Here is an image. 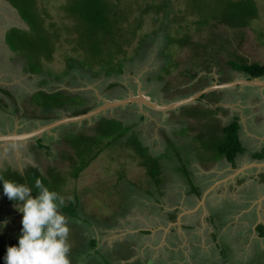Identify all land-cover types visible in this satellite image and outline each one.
Masks as SVG:
<instances>
[{"label":"rangeland","instance_id":"obj_1","mask_svg":"<svg viewBox=\"0 0 264 264\" xmlns=\"http://www.w3.org/2000/svg\"><path fill=\"white\" fill-rule=\"evenodd\" d=\"M255 2L258 16L248 26L234 28L213 19L214 13L218 18L224 13L222 0H168L167 6L160 8L159 12L147 13L144 11L148 6L161 4L162 0H121L118 6L130 9L129 21L124 23L120 32L123 37L118 38L129 40L123 46V54L127 57L125 71L106 76L101 69L104 67L100 68V65L86 69L80 67L81 59L87 57V53L91 55L89 62L95 59L91 50L84 53L77 47L78 33L73 30L74 18L65 8L68 0H36V6L30 9L43 18L50 39L49 45H45L43 50L45 54L35 62L28 59L29 53L38 50L30 48L35 35L29 33L28 24L20 18L10 1L0 0V88L7 87L12 91L10 95L0 90V134L32 131L75 112L74 108L44 110V107L36 105L31 98L40 90L76 93L79 95L76 101L86 103L91 110L105 101L139 93L159 104H169L185 95L187 87L183 88L182 85L195 77L194 71L201 70L203 64H209L216 57L220 64L215 61L222 71L229 70L230 60L264 63V0ZM140 17L142 24L138 27ZM202 17L203 24L199 23ZM13 26H19L22 31L15 38L18 48L11 51L5 42V32ZM132 29H137L134 35L129 34ZM14 34L12 31L10 36ZM185 34H188L190 43H179L178 39ZM23 38L25 45L20 43ZM50 46L53 54L47 59L51 52ZM120 56L116 58V65L122 61L123 56ZM70 63H74L72 67ZM31 65L40 66L38 69L42 72L31 73L26 69V66ZM166 66L168 70H164ZM97 71L98 74L94 75ZM194 87L192 91L198 90L200 84ZM39 98L44 100L43 96ZM193 104L190 102V105ZM180 109L154 110L144 103L133 102L107 108L94 118L56 126L40 136L7 143L1 141L0 173L24 172L33 166L44 176L54 168V172L64 178L57 187L65 198V206L70 208L67 210L69 213L61 211L67 216L70 225L71 264H108V261L109 264H167L166 257L175 253L172 251L166 255L165 251L159 250L156 254L155 244L145 239V233H140L142 222L139 216L140 213L144 214L146 208L141 203L140 197L144 198L141 193L152 191L157 180L148 174L149 169L142 164L147 162V165H154L152 168L157 166L162 175L168 160L172 161L171 164L178 160L157 158L151 154L149 158L147 151L143 150L142 153L134 140L130 139V133L136 132L142 137L143 144L150 146V152L155 153V145L160 150L169 131L186 124L185 118H191L187 117L188 112L184 113V118ZM143 112L148 114L145 119L141 117ZM102 115L116 117L125 126H130L128 136L116 138L114 133L111 138L105 135L102 127L94 130L93 126ZM187 130L185 127L182 131L184 134L178 131L176 135L179 138L183 136L185 140V137H189ZM81 134L89 135L91 139L87 143L92 141L93 148H102V151L75 178L72 171L76 166L71 157L76 156L75 149L80 150L78 144L87 145ZM38 137L47 147L38 144ZM184 140L180 149L175 150H180V154L185 153V146L189 148ZM193 141L207 142L198 138ZM169 143L172 142L169 140ZM93 148L85 151L86 156L94 153ZM174 155H177L176 152ZM76 160L80 163L82 158L77 157ZM125 206V216H120ZM21 216L0 189V221H9L3 233H0V243L14 235L20 226ZM121 225L127 228L126 236L130 235V242L124 243L127 238L122 237ZM92 239L98 242L95 248L90 247ZM93 251H97L94 257L88 256ZM160 259L164 261L160 262ZM176 260L180 259L176 257ZM238 264L242 263L239 261Z\"/></svg>","mask_w":264,"mask_h":264},{"label":"crops","instance_id":"obj_2","mask_svg":"<svg viewBox=\"0 0 264 264\" xmlns=\"http://www.w3.org/2000/svg\"><path fill=\"white\" fill-rule=\"evenodd\" d=\"M11 28L5 32L9 48L6 36ZM216 58L209 61L208 68L203 64L201 70H196L198 74L182 85L187 90L177 100L190 97L215 82L235 84L213 89L206 93V97L192 101L193 105L180 106L182 115L188 112L187 117L191 118L184 116L186 124L169 131L162 148L159 150L155 145V153L150 152V146L144 145L142 137L137 134L152 156L178 160L172 164L168 160L161 182L156 180L154 189L149 193L142 192L144 198L140 197L146 206L144 214L139 216L142 222L140 233H145V239L155 244L156 254L159 250L165 251L166 255L172 251L175 253L166 257L167 264H238L239 261L242 264H264V234L260 232L264 225V76L254 78L231 65L229 70L222 71ZM199 84L200 88L192 91ZM0 90L12 95L7 87ZM190 108L194 109L186 111ZM141 117L145 119L148 114L143 112ZM152 117L150 113V119ZM235 120L239 124L238 136L244 151L230 161L217 149L223 137L222 129ZM185 127L189 137L184 140L183 136L179 138L176 134H184ZM194 138L207 142H194ZM182 139L189 148L185 146V153L180 154V150H175L182 146ZM125 208L120 216H125ZM152 208L155 210L151 211ZM120 228L122 237L127 238L124 243L130 242V235L126 236L127 228L124 225Z\"/></svg>","mask_w":264,"mask_h":264},{"label":"trees","instance_id":"obj_3","mask_svg":"<svg viewBox=\"0 0 264 264\" xmlns=\"http://www.w3.org/2000/svg\"><path fill=\"white\" fill-rule=\"evenodd\" d=\"M118 1L120 2L121 0H68V3L65 5V8L68 11L69 15L73 16L74 18L73 30L78 33L76 41V44L78 43L77 47L83 50L84 53L91 50L94 54V62H89L88 59L91 57V55L87 53L88 56L81 59L80 67L86 69V67L91 68L92 65H100V68L101 66L104 67L101 69L105 72L106 76L120 74L125 71V61L127 60V57L125 56V54H123L125 52L123 46L129 43V40H123V38L119 40L118 38L123 37L120 32L123 29L124 23L129 21L130 9L126 6L119 7ZM222 1L225 5L224 13L219 18L217 17V14L214 13L213 19H218L221 23L227 24L228 26L234 28L246 27L250 24V21L254 17L258 16V10L256 8L257 6L255 0ZM11 2L18 9L23 20H25V22L28 24L29 33H33V35H35V40L31 41L30 48H37L38 50L36 53H27L28 59L32 62H35L37 59L40 60L41 56L45 54V52L43 53V50L45 48V45H49L50 39L48 38V31L46 29V26L44 25L43 18L40 17V14L36 15L34 14V11H30L31 8L36 6V0H11ZM162 2L163 3L161 4L155 3L148 6L144 12H159L160 8H162L163 6H167L168 0H162ZM203 18L204 17H202V20H200L199 23L203 24ZM141 24L142 19L140 17V19L138 20V27ZM136 30L137 29H132L130 32H128L129 34L134 35ZM12 31L16 34L11 37L10 34ZM21 31V28L13 27L10 29V31L7 32L6 41L10 48L13 50L18 48V42L15 41V38L17 39L16 35L20 34ZM23 39V41L20 40L21 45L26 44L25 38ZM170 39L172 41V38ZM178 42L182 44L190 43L188 34H185L183 37L179 38ZM52 51L53 49L51 50L50 54H48L47 59L52 56ZM120 54L121 56H123V58H121L122 61H120V63L116 65V58L119 57ZM72 60L75 61L73 58ZM76 62H78L77 59ZM73 64L74 63H70V66L72 67ZM229 64L235 69L243 71L254 78L264 76V63H249L248 61L241 62L230 60ZM208 67L209 65L207 64L206 68ZM38 68L41 67L39 66ZM38 68L34 65H31L30 67L26 66V69L33 74L42 72ZM164 70H168V67L166 66ZM96 74H98V71L95 72L94 75ZM197 74L198 72L195 71L193 73V76H196ZM111 85L113 86L114 83ZM40 96H43L44 100H41L39 98ZM78 96L79 95L76 93H71L64 90H59L51 93L40 90L32 96L31 101L42 108L44 107V110L75 108L76 110L73 115H79L91 110L90 107L83 106L84 104L78 103L76 101V97ZM204 97H206V94L202 96V98ZM96 128H101L105 135L110 136L111 138L114 133H116V138L128 136V133L131 129L130 126H125L124 123L116 117L105 116H102L97 121L95 126H93L94 130ZM238 129L239 124L236 120L222 129L223 137L217 151L221 156L225 155L230 161H234L236 156L244 151V147L238 136ZM81 135V138L86 141V143L87 140L91 139V137L87 134ZM130 139L132 141L134 140L133 142L138 146L139 150H141L142 153L144 152L143 150L147 151V149L143 147L142 143L138 139L136 132L130 133ZM37 142L40 146H44V144H42V138H39ZM85 145L86 144H78L80 150L75 149L76 156L71 157L72 162H75L74 166H76V169L73 168L72 171V176H74L75 178H77L79 176V173L82 172L90 164V162L97 157V154L102 151V148H93L94 143H92V141L89 144L87 143L86 147ZM92 148L93 150H95L94 153L91 155V152L90 154H88V156H86L85 151H87V149L91 150ZM84 155L87 158L84 157ZM146 155L150 158V154L148 152ZM77 157H79L80 159L82 158V161H80V163H77ZM143 165H146V167L149 169V175L153 177V179L156 178L157 181L161 182V172L157 166L152 168L154 165H147V162L143 163ZM0 175H3L5 179H15L17 181L25 182L30 185L34 184L36 178H40L46 186H48L50 189L56 190L57 192V184H59L61 181H64V178L60 174L54 172V168H51L48 171L47 176H44L41 172L38 171L37 168L33 166L29 167L25 171V173H22L20 171H8L6 173H0ZM68 209L70 208L66 206L62 208L65 213ZM20 227L21 224L11 238L0 243V264H4L3 256L6 252L7 246L9 244L17 243ZM260 232L264 234V225L260 227ZM97 244V240L92 239L90 241V247L95 248ZM89 253L90 254L88 256L94 257L97 251ZM107 263L109 264V261Z\"/></svg>","mask_w":264,"mask_h":264},{"label":"clouds","instance_id":"obj_4","mask_svg":"<svg viewBox=\"0 0 264 264\" xmlns=\"http://www.w3.org/2000/svg\"><path fill=\"white\" fill-rule=\"evenodd\" d=\"M0 189L22 214L17 243L7 246L4 264H71L70 225L61 211L65 198L40 178L30 185L0 175ZM8 223L0 221V233Z\"/></svg>","mask_w":264,"mask_h":264},{"label":"water","instance_id":"obj_5","mask_svg":"<svg viewBox=\"0 0 264 264\" xmlns=\"http://www.w3.org/2000/svg\"><path fill=\"white\" fill-rule=\"evenodd\" d=\"M233 84L235 83L228 82V83L220 84L218 82H215L190 97H186V98L177 100L169 104H159L155 101L150 100L145 94H142V93H139L138 95H135V96H129V97L122 98V99H116L113 101H105L103 104L85 113L74 115V116H66L64 118H61L53 122H50L48 124H45L43 126H40L29 132H23V133L14 132V133H9V134H0V142L1 141L9 142V141H15V140H23V139H28L34 136H40L43 132L50 130L51 128H54L60 124L80 121L86 118L95 117L96 115H99L101 112H104L107 108L114 107V106H121V105H125L128 103H133V102H143L146 105L150 106L151 108H154L157 110H168V109L178 108L194 100L200 99V97H202L204 94H206L207 92L213 89L220 88V87H227Z\"/></svg>","mask_w":264,"mask_h":264},{"label":"flooded vegetation","instance_id":"obj_6","mask_svg":"<svg viewBox=\"0 0 264 264\" xmlns=\"http://www.w3.org/2000/svg\"><path fill=\"white\" fill-rule=\"evenodd\" d=\"M4 133H5V134H9V133H6V132H4ZM117 241H118V240H117ZM117 241H116V242H117Z\"/></svg>","mask_w":264,"mask_h":264}]
</instances>
